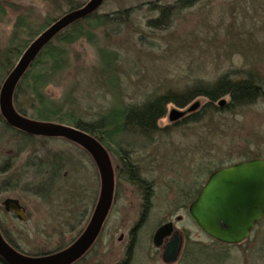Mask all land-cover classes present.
Instances as JSON below:
<instances>
[{
  "label": "rangeland",
  "instance_id": "rangeland-1",
  "mask_svg": "<svg viewBox=\"0 0 264 264\" xmlns=\"http://www.w3.org/2000/svg\"><path fill=\"white\" fill-rule=\"evenodd\" d=\"M9 1L15 6L0 19V51L10 43L19 15L38 28L46 18L68 10L66 0ZM174 1L104 0L97 13L134 11L120 27L98 31L95 44L79 40L71 45L68 66L44 94L89 122L115 105L138 106L168 91L214 82L223 74L240 79L253 72L263 82V93L253 104L232 111L210 112L202 96L184 108L169 104L155 132L143 136L124 131L119 153L136 167L137 183L147 184L148 199L142 206L141 186L126 179L122 160L108 149L114 199L100 237L76 264H264V218L244 242L225 245L206 236L187 213L211 172L245 160L238 158L245 153L264 159V0H197L177 10L165 27L147 26V19L158 15L149 10L148 2ZM17 37L20 45L26 39L25 34ZM101 48L116 52L115 88L100 69ZM195 103L198 106L189 110ZM173 110L183 113L176 123L169 120ZM200 112L201 119L191 122ZM41 159L49 171L59 163V174L49 176V189L43 192L34 182L36 167H25ZM3 164L8 166L0 174V225L19 251L39 255L68 244L83 228L92 190L99 195V175L88 155L61 138L25 142L0 118ZM64 187L70 189L69 196ZM8 197L21 200L26 222L3 211L1 203ZM167 220L181 229L182 242L175 260L166 263L152 238Z\"/></svg>",
  "mask_w": 264,
  "mask_h": 264
},
{
  "label": "water",
  "instance_id": "water-1",
  "mask_svg": "<svg viewBox=\"0 0 264 264\" xmlns=\"http://www.w3.org/2000/svg\"><path fill=\"white\" fill-rule=\"evenodd\" d=\"M104 0H88L81 6L58 16L29 43L0 86V115L10 127L25 134L46 138H64L83 148L94 161L100 180L97 203L82 233L68 246L43 255H27L12 247L0 233V259L4 264H73L95 242L114 197V172L110 155L99 140L73 126L38 121L20 114L13 105L17 85L42 49L54 37L78 20L96 12ZM224 101L220 102L223 105ZM197 103L189 110H194ZM183 113L171 111L174 122ZM6 211L25 221L17 200L3 201ZM187 213L195 225L211 240L237 245L250 236L264 217V159L242 160L213 171L197 196L188 205ZM172 223L162 224L155 231L152 244L160 248L171 235ZM179 251L177 239L169 243L162 255L164 262L174 261Z\"/></svg>",
  "mask_w": 264,
  "mask_h": 264
},
{
  "label": "trees",
  "instance_id": "trees-1",
  "mask_svg": "<svg viewBox=\"0 0 264 264\" xmlns=\"http://www.w3.org/2000/svg\"><path fill=\"white\" fill-rule=\"evenodd\" d=\"M196 2L197 0H175L172 4L167 5L148 2L149 10L157 12L158 15L147 19L146 24L148 27L161 29L168 24L170 17L177 10L188 8ZM65 4L68 7L67 11L82 5L75 0H66ZM14 6L9 0H0V19L5 16L8 8L13 9ZM133 11V8H124L110 14L97 13L96 11L59 32L54 39L42 49L20 80L13 95V105L15 109L24 116L38 121L76 127L99 140L107 151L111 148L122 160V170L124 171L126 179L131 183L140 185L143 192L142 194L145 195L144 199L147 200V184L145 183L146 185L144 186L143 184H139V182L137 183L136 167L129 159L120 154L122 151L119 138L124 131L147 136L157 130V122L166 115L167 105L173 104L178 108H184L191 101L200 96L208 100L206 107L210 112L221 110L232 111L237 108L251 105L263 93V82L253 72H248L240 79H232L227 74H223L214 80V82L207 84L196 83L191 88L182 92L168 91L138 106L115 105L95 121L89 122L73 114L64 104L50 100L44 94L43 89L51 84L55 78L59 76L61 71L68 66L70 46L79 40H85L87 43L95 44L96 33L98 31L108 26L120 27L126 20H129L130 14H132ZM65 12H60L58 16ZM54 19L55 18H46L42 25L38 28H34L30 27L25 17L19 15L16 18L10 43L5 49L0 51V86L29 43L33 41L40 32L46 29ZM19 34H25L26 36L25 41H23L21 45L16 43ZM98 56L100 69L104 72L105 76H109L110 86L112 88L117 87L114 74V69L117 65L116 52L101 48L98 50ZM225 97L228 98L227 102L220 105L218 102ZM215 103H218V106L215 105ZM201 114L200 112L197 115H192L190 119L191 122H197L201 119ZM20 137L25 142L34 139L28 134H22ZM256 157L258 156L245 153L238 158L247 160ZM55 164L57 165V162H55ZM7 241L10 244L13 243L9 238ZM43 254L44 253H41L39 255ZM78 261L73 264H76ZM0 262L4 264L1 259Z\"/></svg>",
  "mask_w": 264,
  "mask_h": 264
},
{
  "label": "flooded vegetation",
  "instance_id": "flooded-vegetation-1",
  "mask_svg": "<svg viewBox=\"0 0 264 264\" xmlns=\"http://www.w3.org/2000/svg\"><path fill=\"white\" fill-rule=\"evenodd\" d=\"M186 107V106H185ZM0 118H1V120L3 121V123H4V126L6 127V129L7 130H9L10 132H14V133H18L19 135H22V134H24V135H27V134H25L24 132H22V131H19V130H17V129H14V128H12V127H10L8 124H6V122L4 121V119L1 117V115H0ZM170 120V119H169ZM177 121H179V120H176V121H174L175 123L177 122ZM29 136H31V135H29ZM31 137H33L34 139H37V138H41V139H47L46 137H38V136H31ZM61 139H63L64 141H67V142H69L70 144H72V145H74L75 147H77V148H79V149H81L83 152H85L87 155H88V157L90 158V160H92V158L90 157V155L83 149V148H81L79 145H77V144H75V143H73V142H71V141H69V140H67V139H64V138H61ZM109 153V152H108ZM110 155V154H109ZM92 162L94 163V161L92 160ZM55 164V163H54ZM59 163L57 162V168H55V166L53 165L51 168H52V170H48V168H47V164L43 161V159H41V161H40V163L38 164V163H34L33 162V160L29 163H27L26 165H25V167H36L35 169L37 170L35 173V176H34V182H35V180H36V182L41 186V192H43V191H46V190H48L49 189V187H48V184H49V176L50 175H52V176H55V174H57L58 172H59V165H58ZM7 166H8V164H3V165H0V174H3L4 173V170L7 168ZM94 166H95V168H96V165H95V163H94ZM97 169V168H96ZM98 172V171H97ZM59 174V173H58ZM66 176V173H63V176L62 177H65ZM64 190L66 189V191H68V196L71 194V192H70V189H67V188H63ZM93 191V196L92 195H90V193H89V198L92 196V199H93V202H92V204H91V206H90V211L88 212V214H87V217L85 218V221H84V225H83V228L81 229V230H79L78 231V233L76 234V236L68 243V244H66V245H64V246H62V247H59L58 249H56V250H54V251H57V250H60V249H62V248H65L66 246H68L70 243H72L81 233H82V231L84 230V228L86 227V225L88 224V222H89V220H90V217H91V215H92V213H93V210H94V208H95V205H96V203H97V199H98V195H97V191H96V189L94 190H92ZM70 192V193H69ZM143 193V192H142ZM147 195H148V193H147ZM8 198H11V199H15V200H17L18 201V203H19V205H20V210L22 211V213L24 214V217H25V221H22V220H20V221H22V222H26V220H27V216H26V207L23 205V203L21 202V200L19 199V198H17V197H8ZM145 198V195H143L142 194V206H144L145 205V203H146V201L147 200H145L144 199ZM5 199H7V198H5ZM4 199V200H5ZM113 199H114V197H113ZM3 200V201H4ZM90 200V199H89ZM3 201H2V203H1V208H3V211H5L6 213H10V214H12V215H14V213L12 212V211H6L5 209H4V206H3ZM113 202V201H112ZM188 208V207H187ZM110 211V210H109ZM109 211H108V213H109ZM84 213H85V210L83 211V216H84ZM82 216V217H83ZM14 217H16L15 215H14ZM107 217H108V214H107V216H106V218H105V220H104V223H103V225H102V228H101V230H100V232H99V234H98V236H97V238H96V240H95V242L92 244V246H91V248L81 257L82 259L84 258V256H86V254L87 253H89L90 252V250L93 248V246H94V244L96 243V241L98 240V238L100 237V235H101V233H102V231H103V228H104V226H105V222H106V219H107ZM16 219H18L17 217H16ZM177 219L179 220L180 219V217H177ZM19 220V219H18ZM168 222H171L172 223V231H171V235L170 236H168V237H166V238H164V240H163V242H162V245H161V247L159 248V249H162V251L164 252V250H165V248H166V246L169 244V243H171V242H173L174 241V239H177V244L179 243V249L181 248V242H182V235H181V229H179V228H177L175 225H174V221H171V220H167V221H165L164 223H162V224H165V223H168ZM161 224V225H162ZM161 225H159V226H161ZM158 226V227H159ZM0 233H1V235H2V237L7 241V239L9 238L8 236H7V234H6V232L1 228V225H0ZM10 239V238H9ZM11 240V239H10ZM12 241V240H11ZM8 242V241H7ZM13 242V241H12ZM9 243V242H8ZM10 244V243H9ZM13 244V245H12ZM12 244H10L12 247H14L16 250H20L17 246H16V244L13 242ZM21 251V250H20ZM54 251H51V252H54ZM162 252V253H163ZM47 253H50V252H45L44 254H47ZM81 258H80V260H81ZM79 260V261H80Z\"/></svg>",
  "mask_w": 264,
  "mask_h": 264
}]
</instances>
